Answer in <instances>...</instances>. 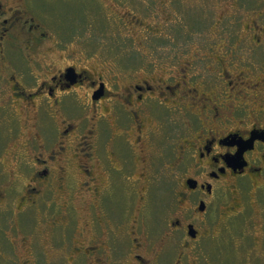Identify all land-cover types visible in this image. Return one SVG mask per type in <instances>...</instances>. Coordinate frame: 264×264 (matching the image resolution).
Returning a JSON list of instances; mask_svg holds the SVG:
<instances>
[{
    "label": "flooded vegetation",
    "instance_id": "af4514ba",
    "mask_svg": "<svg viewBox=\"0 0 264 264\" xmlns=\"http://www.w3.org/2000/svg\"><path fill=\"white\" fill-rule=\"evenodd\" d=\"M257 17L264 23V14ZM48 23L46 31L38 12L20 0H0V64L5 73L0 125L8 123L18 136L19 116L31 122V112H23L22 106L30 110L39 105L46 117L59 113L62 118L52 134L53 124L34 114L31 180L18 205L35 209L46 201L57 204L43 197L44 190L72 188L75 179L68 166L75 158L78 197L88 204L91 222L75 238L69 231L71 215L65 219L60 205L50 224L59 229L60 243L69 238L70 261L209 264L203 262V244L220 237L229 239V247L248 249L250 256L257 235L264 243V25L255 20L251 56L237 55L228 44L214 56L176 60L162 70L166 77L153 81L132 74L138 68L132 55L114 59L122 73L111 67L88 69L72 63L55 69L45 64L33 81L32 66L20 70V61L39 66L37 52L46 42L51 49L63 44L52 33L61 37L63 25L56 18ZM184 112L191 118L182 123ZM171 119L176 125L172 133ZM157 138L177 141L178 152L169 176L173 205L162 224L151 195L156 179L150 169L156 164L148 155ZM135 185H143L136 194ZM135 200L140 202L136 215ZM87 230L91 238L85 237ZM247 238L252 240L246 243ZM170 241L174 244L167 245ZM254 261L248 264H263Z\"/></svg>",
    "mask_w": 264,
    "mask_h": 264
},
{
    "label": "rangeland",
    "instance_id": "374dc122",
    "mask_svg": "<svg viewBox=\"0 0 264 264\" xmlns=\"http://www.w3.org/2000/svg\"><path fill=\"white\" fill-rule=\"evenodd\" d=\"M20 1L25 7L38 12L46 31L51 19L56 18L63 25L60 28L61 37L60 33L52 30L54 41L61 39L63 44L52 46L51 49L46 42L42 46L43 50L37 52V59L43 67L30 61H20V70L30 69L29 66H32L35 73L29 77L33 81L36 80L35 75L45 68V64L52 65L55 69L72 63L88 69L111 67L115 72L122 73L114 59L125 60L131 55L138 66L132 70V74L143 75L153 81L154 78L166 77L168 73L162 70L172 67L176 60L184 61L198 55L205 58L214 56L227 50L228 44L236 49L237 55L251 56L255 20L264 25L257 17L259 13L264 14V0ZM231 51L229 49L228 53H232ZM251 60L253 58L248 61ZM54 68L51 70H55ZM1 71L0 64V73ZM3 76L4 72L0 74V85L4 84ZM0 96H3L2 87ZM22 110L25 113L31 112L27 116L31 122L25 121L23 114L19 116L16 130L20 127L21 130L18 136L11 132L8 123L0 125V264H81L78 259L73 262L69 260V238L67 243H60L59 229L50 226L51 217L58 213L60 205H63L65 219L71 215L69 231L74 232L75 238L85 222H91L90 216L86 215L88 204L82 203L78 197L76 181L79 169L75 158L68 166L75 179L72 188H65L61 192L51 188L44 190L43 197L57 203L46 201L52 210L51 216L46 212L48 208L45 202L35 209H24L18 205L20 197L25 194V184L31 180L30 160L35 154V143L31 140L34 114L38 113L39 119L53 124L52 134H55L58 123L62 121L59 113L55 118L46 117L45 108L39 105L30 110L22 106ZM181 115L182 123L184 119L191 118L185 112ZM174 128L175 120L171 119V133ZM174 137L176 138L172 136L173 139ZM161 139L157 138L152 143L153 149L148 153L150 162L156 164L150 171L156 179L151 195L153 205L159 212L158 224L170 216L173 205V190L170 186L173 179L169 176L178 155L177 141L161 142ZM19 166H23L22 169ZM181 166L183 171L184 166ZM133 177L136 176L133 174ZM9 180L11 184H8ZM142 186L140 188V185H135L134 194L142 190ZM259 197L261 198L260 194ZM139 206L140 202L135 200V215ZM84 227L88 225L85 224ZM155 233H159V230ZM260 233L262 232H256ZM92 235L89 230L85 232L86 238H91ZM257 237L255 251L250 252V256L246 252L248 249L242 251L238 247H229L227 237L211 238L203 244V262L248 264L254 259V262L264 264V243L261 236ZM251 240L252 238H247L246 243ZM173 244L172 241L167 243Z\"/></svg>",
    "mask_w": 264,
    "mask_h": 264
}]
</instances>
